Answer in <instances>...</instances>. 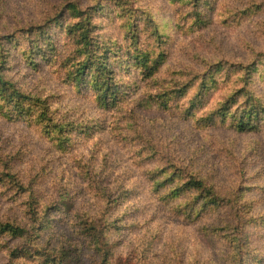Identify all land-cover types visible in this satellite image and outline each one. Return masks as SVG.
I'll list each match as a JSON object with an SVG mask.
<instances>
[{
    "label": "rangeland",
    "instance_id": "obj_1",
    "mask_svg": "<svg viewBox=\"0 0 264 264\" xmlns=\"http://www.w3.org/2000/svg\"><path fill=\"white\" fill-rule=\"evenodd\" d=\"M93 1L0 0V71L33 100L0 91V224L22 230L0 229V264H264V0ZM71 2L93 63L109 48L107 104L95 66L75 77ZM247 94L262 112L240 132ZM190 176L222 200L175 191Z\"/></svg>",
    "mask_w": 264,
    "mask_h": 264
},
{
    "label": "trees",
    "instance_id": "obj_2",
    "mask_svg": "<svg viewBox=\"0 0 264 264\" xmlns=\"http://www.w3.org/2000/svg\"><path fill=\"white\" fill-rule=\"evenodd\" d=\"M94 5L93 6H97V8H99L100 11H104L106 10V8L103 5V0H94ZM92 6V7H93ZM65 9L67 10V13L69 14V16L71 17V21L68 23L70 24V26L68 27V32L71 33L70 35L73 36L75 38V42H77V48L79 49V53L78 55H82L84 54L85 57L80 58L78 61V65L75 66L76 67V72L77 74H75L76 78H81L82 74H83V70H85L87 64H91L90 68H93V66H95V85L98 86L99 88V95L102 99V101L107 104L110 101V98L113 99L116 97V93L114 91H112L110 89V83L107 81V78H110L108 80H112L111 77H109L107 75L108 69L107 66L105 64H107V57H105V55H108L109 52V48H107V44L106 46L103 45H98L96 47V51H98V53H100V51H102L101 55L104 56V60H105V64L104 63H100L98 62L93 63V58L91 57V55L94 53L95 51V44L92 42V37H94L93 33L95 31V28L97 27V24L92 22V13L88 12V9H83L81 7H79L76 3H69L68 5H64ZM90 8V7H89ZM70 10V12L68 11ZM102 13V12H101ZM253 14H255V12H250L249 16H252ZM248 16V17H249ZM51 18V16L49 17ZM75 18H77V20H75ZM36 34V33H32L31 35ZM44 33H41V31L39 32V35H42ZM21 36L27 37L24 34H22ZM19 36V37H21ZM29 37V36H28ZM44 38H49V34L47 33L46 35H43ZM32 36L30 37L31 41H32ZM133 41L135 42V44L137 43L139 45L141 38V34L138 30L135 29V31L133 32ZM46 39H44L45 41ZM51 42V41H50ZM106 42V41H104ZM52 43V42H51ZM0 48L2 51H4L2 49V44L0 42ZM41 50V47L38 49ZM4 52L0 53V56H4ZM220 68L223 69L222 65H220ZM247 68V67H246ZM221 69V70H222ZM213 70L209 69V71H207L206 73H198V79L200 82L199 87L203 88V87H207L209 85V82L212 83V85L214 83L217 84V79L215 77V75H213ZM103 76V77H102ZM243 79V85L241 88H243L245 86V84L247 83V77L242 74L240 76ZM104 81L101 83V81ZM191 86L190 83H187L186 88H184V91L187 90V88H189ZM242 90H246V88L242 89ZM0 91L2 93H6L5 98H7L8 102L13 103L14 100L19 101L20 98H26L28 100H32V97H28L25 96L24 94L21 93V88L18 87L15 83H12L10 81H8L4 75L2 74V72L0 71ZM237 92H234L232 94H230L226 100L221 104V106L218 108V110L221 111H225L228 112L229 106L232 103H235L237 100L236 96H237ZM1 93V94H2ZM247 96H249V100L247 101V106L243 107L242 109H237V112L239 113L238 117H236L234 120V127L236 130L238 131H244V129L248 126H251V128L255 127V123L257 120L260 119V115L262 112V105L260 104V101L258 99H256L253 96H250L249 94H247ZM35 106L39 107L41 109V114L40 116H44L46 118H49V120H51V118L49 117L48 113H49V105L47 104V101L45 99H41L39 97H35L34 98V103ZM247 117V120H245L244 118ZM190 180H188L187 182H185L183 185H181L180 187L176 188L175 191H184V190H197L200 191V193L202 194L201 196L204 199H208L210 201H214L213 203H217L220 202V200H222L220 198V196L217 194V190L214 189V187L212 185H208L206 183V181L204 179L198 178V177H189ZM0 229L2 232L4 231H8V232H12L13 234H17L22 232L21 229H19L16 226H13L12 224L6 223V224H0Z\"/></svg>",
    "mask_w": 264,
    "mask_h": 264
}]
</instances>
